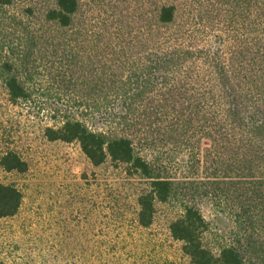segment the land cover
Wrapping results in <instances>:
<instances>
[{"label": "trees", "instance_id": "trees-1", "mask_svg": "<svg viewBox=\"0 0 264 264\" xmlns=\"http://www.w3.org/2000/svg\"><path fill=\"white\" fill-rule=\"evenodd\" d=\"M144 2L113 22L83 0L23 7L0 32V86L14 105L51 100L49 140L78 142L95 166L110 160L146 179L141 226L157 203L181 202L170 229L190 264H264V0ZM0 165L28 169L15 151ZM23 199L0 181V218ZM201 199L235 223L218 252L205 244Z\"/></svg>", "mask_w": 264, "mask_h": 264}, {"label": "rangeland", "instance_id": "rangeland-1", "mask_svg": "<svg viewBox=\"0 0 264 264\" xmlns=\"http://www.w3.org/2000/svg\"><path fill=\"white\" fill-rule=\"evenodd\" d=\"M49 1L17 0L11 9L0 8V32L23 7L45 6ZM144 1L83 0V4L96 16L102 13L99 22L105 18L113 22V13L132 14ZM51 103L44 96L14 105L5 86H0V155L15 151L28 165L23 173L0 165V181L15 184L24 195L15 216L0 218V263L190 264L182 242L170 229L183 213L181 202L157 203L153 224L141 226L137 199L149 182L110 160L95 166L78 142L49 140L45 129L56 124ZM208 146L205 140L203 149ZM173 171L180 173L177 166ZM199 205L211 227L205 244L218 252L230 243L235 223L211 200L201 199Z\"/></svg>", "mask_w": 264, "mask_h": 264}]
</instances>
